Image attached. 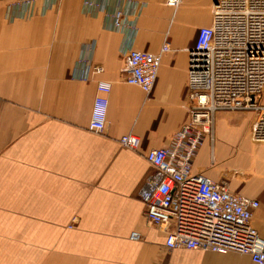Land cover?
Listing matches in <instances>:
<instances>
[{"label":"crops","instance_id":"obj_1","mask_svg":"<svg viewBox=\"0 0 264 264\" xmlns=\"http://www.w3.org/2000/svg\"><path fill=\"white\" fill-rule=\"evenodd\" d=\"M212 20L213 0L177 8L167 0H0V264H252L167 249L140 199L154 172L145 155L189 121V50ZM167 42L152 94L127 84L126 55L159 53ZM100 82L111 92L105 131L96 133L89 124ZM253 117L217 113L214 141L205 139L192 166L258 199L253 224L264 238V143L251 137ZM130 134L137 151L120 142Z\"/></svg>","mask_w":264,"mask_h":264},{"label":"built area","instance_id":"obj_2","mask_svg":"<svg viewBox=\"0 0 264 264\" xmlns=\"http://www.w3.org/2000/svg\"><path fill=\"white\" fill-rule=\"evenodd\" d=\"M189 0H167L172 8ZM121 11L113 28L123 26ZM93 52L95 42L89 44ZM166 43L159 53L131 50L125 58L126 83L152 94ZM83 81L90 66L82 61ZM189 121L165 148L145 158L154 172L140 193L149 222L166 232L169 250L186 249L238 254L264 264V238L253 224L260 201L232 190L229 181H214L193 171V161L208 137L214 141L219 112H251V137L264 143V0H213V20L202 27L189 50ZM111 85L100 82L89 130L103 133L107 125ZM121 144L137 151L140 139L123 136Z\"/></svg>","mask_w":264,"mask_h":264},{"label":"rangeland","instance_id":"obj_3","mask_svg":"<svg viewBox=\"0 0 264 264\" xmlns=\"http://www.w3.org/2000/svg\"><path fill=\"white\" fill-rule=\"evenodd\" d=\"M200 6H198L197 8H199ZM252 125H253V118H252ZM252 125H251V130H252Z\"/></svg>","mask_w":264,"mask_h":264}]
</instances>
